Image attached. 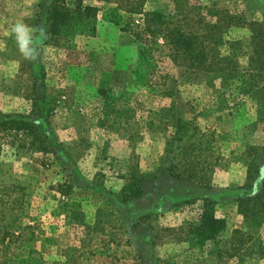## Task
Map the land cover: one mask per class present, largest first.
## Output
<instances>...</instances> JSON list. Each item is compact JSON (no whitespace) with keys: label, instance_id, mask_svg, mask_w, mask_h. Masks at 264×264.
I'll use <instances>...</instances> for the list:
<instances>
[{"label":"rangeland","instance_id":"374dc122","mask_svg":"<svg viewBox=\"0 0 264 264\" xmlns=\"http://www.w3.org/2000/svg\"><path fill=\"white\" fill-rule=\"evenodd\" d=\"M56 1L57 25L51 0H0V264H264V194L236 202L264 189V0H81L95 20ZM152 11L195 32L204 61L144 33ZM19 20L34 60L9 35ZM190 162L198 182L163 172ZM205 212L226 229L201 245ZM234 229L253 237L235 255Z\"/></svg>","mask_w":264,"mask_h":264},{"label":"trees","instance_id":"16d2710c","mask_svg":"<svg viewBox=\"0 0 264 264\" xmlns=\"http://www.w3.org/2000/svg\"><path fill=\"white\" fill-rule=\"evenodd\" d=\"M144 0H136L132 3L128 8V12L131 14H142ZM76 10H78L82 17L87 20H95L97 18V14L99 12V7L92 6V5H83L81 0L76 1ZM69 12L59 6L56 0H51V8L49 10V18L50 20L57 25V23L66 22L69 19ZM144 17V33H147L149 36H156L159 33H164V37L166 38V42L172 47L174 51V55H185V58L190 60L191 62L197 61H204V51L198 42V37L195 32L192 31H185L179 23L172 24L170 20L165 21L163 15L159 11H152L146 12L143 14ZM135 38L140 40L141 36L140 33H135ZM20 116H7L1 124H5L8 121L15 122L17 120L21 121ZM177 127H182V120L181 118L177 119ZM23 125H29V123H23ZM53 145V144H52ZM50 145V146H52ZM46 148L49 145L45 146ZM51 148V147H50ZM177 171V170H176ZM174 172L173 168L167 167L163 172L166 173L168 177H173L176 179H183L185 181H193L198 182V178L196 177V172L198 170L192 165L190 162L186 169L184 170L186 173L183 172ZM262 175V174H260ZM137 179L140 180L139 183L150 181L151 179H157V176H137ZM140 185V184H139ZM62 188H65L63 185H59L58 190L60 192L65 193V191H61ZM256 191L255 184L252 185L251 192L243 193L241 196H238L236 202L238 207L241 208L243 205L247 204L249 201L253 200L254 198L258 199L261 198L264 194V189H262L256 195H253ZM122 193L127 196H138L140 193V189L138 188V183L134 180V183L128 186L126 190H123ZM18 199H14V205L17 204ZM264 206V203H262ZM248 208V207H246ZM245 210V209H244ZM226 229V221L223 218H217L211 212H205L200 221V225L194 229V233L197 234L198 240L200 241L199 244L203 245L205 241L215 240L217 236L224 233ZM32 233L30 232L29 235L26 237L24 233L20 232L18 234H9V242H19L21 241H28L31 238ZM5 237V236H4ZM253 237L251 235H247L242 232L240 229H234L231 232L229 237V242L231 245L230 250L232 254H238L243 248H245L246 243H249Z\"/></svg>","mask_w":264,"mask_h":264},{"label":"clouds","instance_id":"9594fccd","mask_svg":"<svg viewBox=\"0 0 264 264\" xmlns=\"http://www.w3.org/2000/svg\"><path fill=\"white\" fill-rule=\"evenodd\" d=\"M33 33L34 29L22 20L12 23L9 28V35L24 60H34L38 54Z\"/></svg>","mask_w":264,"mask_h":264}]
</instances>
